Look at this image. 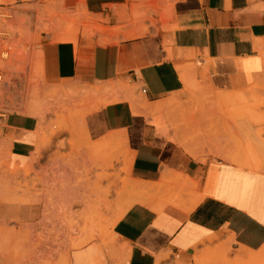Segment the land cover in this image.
<instances>
[{
	"label": "crops",
	"instance_id": "0c3cea01",
	"mask_svg": "<svg viewBox=\"0 0 264 264\" xmlns=\"http://www.w3.org/2000/svg\"><path fill=\"white\" fill-rule=\"evenodd\" d=\"M151 1L159 4L154 18L158 23L145 35L139 24L115 27L123 23L126 12L131 16L136 0H63L67 10H78L72 14L82 13L102 26L108 20L112 29H122L113 37L123 34L127 39L114 42L112 33L102 40L99 35H81L62 42L46 40L42 45L47 85H99L94 88L100 92L91 96L99 98L98 110L84 122L89 140V134L97 140L87 154L95 157L98 142L123 136L131 152L130 177L142 183V189L132 195L133 204L117 214L116 242L106 247L115 257L106 261L92 245L76 252L72 264H158L165 255L189 262L213 238L231 243L238 254L264 248V165L253 149L260 142L258 156L264 158V0ZM185 93L209 95L213 98L210 108L221 103L223 108H245V98L252 104L261 98L263 122H255L259 130L254 133L248 118L236 121L241 124L243 147L219 148L211 154L208 149L197 152L188 144L196 150L193 155L166 127L165 117L163 122L156 118L178 104ZM134 102L148 110L135 112ZM158 103L168 106L157 112ZM39 127L36 116L0 112V154L13 165L25 167L44 141ZM18 172L19 168L0 180V191L20 177ZM101 203L97 197L92 210L102 212ZM33 206L19 215L35 219ZM75 220L71 214L65 220L69 237L78 227ZM86 220L88 232L99 229V216ZM39 242L47 248L57 240ZM10 254L8 245L1 242L0 256ZM161 264L170 261L164 259Z\"/></svg>",
	"mask_w": 264,
	"mask_h": 264
},
{
	"label": "rangeland",
	"instance_id": "374dc122",
	"mask_svg": "<svg viewBox=\"0 0 264 264\" xmlns=\"http://www.w3.org/2000/svg\"><path fill=\"white\" fill-rule=\"evenodd\" d=\"M136 1L138 3L134 5L131 16L126 12L123 23L115 27L139 24L148 35L151 27L158 23L154 18L159 15V4L151 0ZM0 3L14 4L17 9L11 27L10 57L1 64L6 86L1 91L0 112H20L40 120L36 110L45 109L50 103L46 107L52 109L45 113L46 125L50 132L56 127V134L50 136L49 145L45 144L43 156L39 157L37 163L33 162L35 157L32 156L25 167H21L19 164L13 165L6 155L0 154V180L9 178L17 168L20 176L16 180L11 179L8 187L0 191V243L7 244L12 251L8 256H0V264H72L76 252L92 245L105 255L106 261L113 259L115 256L106 248L116 242L113 225L119 210L125 212L134 201L132 195L135 191H129L125 183L130 176L123 171L130 153L125 145H120L119 149L111 147L108 151L106 148L103 150L104 141H101L96 144L99 150L95 152V157L87 154L94 147L92 142L97 140L89 134L90 142L84 122L92 112L98 110L95 105L99 98L91 96L95 90L96 93L100 92L99 88H94L99 85L77 82L86 89L47 85L43 73L42 45L46 40L62 42L81 35H99V40L108 39L109 34L112 33L113 37L118 29H112L115 27L109 26L108 20L103 23L104 27L82 13L72 14L78 10H67L63 0H0ZM101 28L107 31H98ZM122 38L127 39L123 34L113 37L114 42ZM71 96L75 97L71 100ZM182 97L178 104L168 108L164 115H156V118L163 122L165 117L166 127L175 133L182 145L189 144L197 152L208 149L211 154H217L215 151L219 148L238 149L245 140H237L241 124L236 121L248 118L254 133L259 130L256 123L263 122L259 113L261 98H257L254 104L245 98V108H223V103L210 108L213 98L207 94L185 93ZM59 123L65 128L60 129L62 126ZM259 146L260 142L254 144V154L264 165V158L258 156ZM29 167L32 170L26 174ZM97 197L102 200V212L92 210ZM31 204L35 205V219L33 216L19 215L22 209ZM70 214L76 217L78 227L69 237L65 234V220ZM97 216L101 218L99 229L88 232L86 219ZM45 239L57 242L42 248L39 241ZM204 248L203 261L206 258L212 261L213 256L218 255V248L228 249V258L239 255V250L231 243L219 241L218 238L213 243H204L189 262L178 255L171 257L174 260H170V257L167 259L170 264H198L197 255H201L199 251ZM50 252L53 253L52 257L48 255Z\"/></svg>",
	"mask_w": 264,
	"mask_h": 264
},
{
	"label": "bare ground",
	"instance_id": "6f19581e",
	"mask_svg": "<svg viewBox=\"0 0 264 264\" xmlns=\"http://www.w3.org/2000/svg\"><path fill=\"white\" fill-rule=\"evenodd\" d=\"M122 30V29H121ZM121 30H117L115 33H119ZM98 31H100V32H105V31H107L106 29H104V28H101L100 30H98ZM123 33V32H122ZM125 33H127V31L126 32H124V34ZM129 33V32H128ZM137 34H130L129 35V37H133V36H136ZM41 61V60H40ZM42 63V62H41ZM32 64H34V63H32ZM38 66V65H37ZM86 89V88H85ZM106 89H109V88H106ZM115 90H117V89H115ZM98 91V90H97ZM102 91V90H101ZM104 91V90H103ZM108 91V90H107ZM112 90L110 89V92H111ZM95 92H96V90H95ZM109 92V93H110ZM117 92H118V90H117ZM98 93V92H97ZM115 93V92H114ZM79 94V93H78ZM106 94H107V92H106ZM112 94V93H111ZM73 95H75V94H73ZM104 95H105V93H104ZM110 95V94H109ZM123 96V95H122ZM63 97V96H62ZM72 97V96H71ZM75 97V96H74ZM74 97H72L71 98V100L74 98ZM68 98V97H67ZM66 98V99H67ZM120 98V96L118 95L117 96V99H116V101H118V100H120L119 99ZM125 98V97H124ZM131 98V97H130ZM121 99H123V98H121ZM128 99V98H127ZM137 99V98H136ZM132 101V100H131ZM138 102V101H137ZM115 103V102H114ZM132 104H134L133 106H134V110H135V112H138L139 113V111L140 110H142V111H144V110H148V106H140V108L138 107V105L137 104H139V103H132ZM168 104V103H167ZM169 104H174V103H172V102H170ZM50 105V103L47 105V106H49ZM67 105V104H66ZM141 105V104H140ZM46 106V107H47ZM166 106H168V105H166L165 103H158V104H156L155 105V107H154V109L157 111V112H162L163 110H164V108L166 107ZM171 106V105H170ZM45 107V109H42V110H36V112L40 115V124H41V129H40V131H39V134L41 135V137L43 136V139H44V141L41 143V146L38 148V150H36L37 151V156L34 158V163H35V161H36V163H37V161H38V159H39V157L41 156V154L43 153L42 151L44 150V146H45V144H48V141L50 140V136L52 135V133L54 134L55 133V129H56V127L54 128L53 127V129H52V132H50V129L47 127V125H46V123H47V117H46V114L50 111V110H52L51 108H46ZM68 107V106H67ZM66 109V108H65ZM67 110V109H66ZM47 112V113H46ZM73 112V111H72ZM46 113V114H45ZM142 113V112H141ZM48 124V123H47ZM60 124L61 123H59V126H60ZM61 126L62 127H59L60 129L61 128H65L62 124H61ZM54 131V132H53ZM56 134V133H55ZM115 135V134H114ZM238 138V137H237ZM234 139H235V137H234ZM237 140H239V139H237ZM237 140H236V142H237ZM50 143V142H49ZM240 143V142H239ZM51 144V143H50ZM110 144L111 145H114V147L116 148V147H118V149H119V146L120 145H125L126 147H127V149H128V146H127V140L123 137V136H121V135H118V136H114L113 138L111 137V139L110 140H105L104 142H103V145H104V148H107L108 146H110ZM243 144V143H242ZM49 145V144H48ZM186 148H187V150H188V152H190L191 154H193V155H196L197 153H196V150H194V149H192L191 147H189L188 146V144H183ZM241 147H243V145H241ZM43 149V150H42ZM123 150V149H122ZM129 153H131L130 152V150L128 149L127 150ZM126 151V152H127ZM249 151H250V149H249ZM36 154V153H35ZM120 154V153H119ZM130 155V154H129ZM115 157V156H114ZM33 163V164H34ZM131 163H132V158H131V156L128 158V160L126 161V165H127V167H125L124 169H123V171L125 172V173H127L129 176H130V166H131ZM244 163V162H243ZM243 165V164H242ZM246 166H248V167H250V168H258V166H253L252 164H248V163H246L245 164ZM31 170H32V168L31 167H29V168H27L26 169V174H28V173H30L31 172ZM105 177H107L108 178V175H106ZM175 180V179H174ZM139 182V181H138ZM137 181H135L134 179H132L131 177H130V180L129 181H126L125 183H126V185L129 187L128 189H129V191H138V189L141 187V184H139ZM144 185V184H143ZM144 187V186H143ZM141 189H142V187H141ZM72 228V230H74V227H71ZM218 238H213L212 240H211V243H213V241H215V240H217ZM223 248V247H222ZM222 248H218L219 249V251H218V255H214L213 257V260L212 261H208V259L206 258V260H202V257H204V255H205V250L204 251H199L200 253H201V255L200 254H198L197 256H198V258L196 259V261L198 262V264H199V262L201 263V264H262V263H264V248H262L261 250H259V251H257V252H249V253H247V254H239V255H237V256H235V257H233L232 259L231 258H228L227 257V250L226 249H222ZM221 252V253H220ZM229 252V251H228ZM195 257V256H194ZM167 258H169V256L168 255H165L164 257H161L160 258V261L158 262V264H161L162 263V261L164 260V259H167Z\"/></svg>",
	"mask_w": 264,
	"mask_h": 264
},
{
	"label": "built area",
	"instance_id": "2783aa9c",
	"mask_svg": "<svg viewBox=\"0 0 264 264\" xmlns=\"http://www.w3.org/2000/svg\"><path fill=\"white\" fill-rule=\"evenodd\" d=\"M16 13L17 9L14 4L0 3V98L2 88H5L6 86L1 64L10 57L11 47H9V44L13 37L11 27L14 25Z\"/></svg>",
	"mask_w": 264,
	"mask_h": 264
}]
</instances>
